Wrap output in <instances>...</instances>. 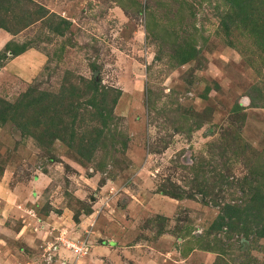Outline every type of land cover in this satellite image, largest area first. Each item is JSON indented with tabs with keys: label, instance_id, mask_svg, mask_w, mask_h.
I'll list each match as a JSON object with an SVG mask.
<instances>
[{
	"label": "rangeland",
	"instance_id": "1",
	"mask_svg": "<svg viewBox=\"0 0 264 264\" xmlns=\"http://www.w3.org/2000/svg\"><path fill=\"white\" fill-rule=\"evenodd\" d=\"M31 1L47 16L0 59L31 50L34 76L2 82L0 98L33 89L57 99L26 129L0 127V264H264L254 228L264 221V55L246 30L223 28L238 22L231 6ZM96 94L105 129L86 105ZM55 117L59 135L47 128ZM64 240L85 254L51 247Z\"/></svg>",
	"mask_w": 264,
	"mask_h": 264
},
{
	"label": "trees",
	"instance_id": "2",
	"mask_svg": "<svg viewBox=\"0 0 264 264\" xmlns=\"http://www.w3.org/2000/svg\"><path fill=\"white\" fill-rule=\"evenodd\" d=\"M223 1L231 6V8L234 10L235 18L238 19V22H232L231 18H227L226 21L221 23L223 28L227 30L229 25L230 27H233L235 29L246 30L249 35L255 38L256 48L260 49L264 55V0H258L260 1L258 4L256 0H223ZM12 2L21 5V7L18 8V10H16L15 12H13ZM30 6H34L31 0H0V30H3L12 36H15L19 34L21 31L35 24L36 22L45 19V17L48 14V11L46 9L40 6H35L34 7L35 10L32 11ZM9 19H14V20L12 22L9 21ZM7 47L8 45L5 46V49H7ZM24 51H26V49ZM24 51H22L21 53H23ZM21 53H18L17 55ZM188 55H189L188 58L192 56L191 54ZM188 58H185L183 61H185ZM86 89L88 91H93V92L97 91V87L93 86L92 83L87 84ZM71 90L72 87L69 91V95L70 97H73L74 93ZM96 95L97 97H95ZM96 95L91 97L88 100V102H86V105H89L92 109V112L90 113V115H92L91 121L97 124L99 123L101 126H103L102 128L105 129L107 125L106 124L107 105H106L105 97L103 95H98V94ZM60 97H62V94H60ZM98 97L100 99L97 101ZM118 98L119 95H116L113 98V100L111 101L112 106H114L117 103ZM51 99L55 100L57 99V97L51 96L48 93H42L38 91L36 92L33 89H28L26 92H24L19 102H16L14 104L8 103L0 98V127L6 121H16L22 123V129H26V125H28L27 118L30 119L33 116V119L35 120L37 119L42 120L43 118L46 117V113L50 111L48 102H51L50 101ZM72 104L71 105L73 106V111H75L78 108V104H74V103ZM61 106L62 104L59 103L57 105V108ZM24 119L25 122L23 123ZM51 120H52L51 122L48 121L47 128L51 127L54 131L57 132L56 134L59 135L60 133L57 127L61 124L60 119L58 117L57 118L55 117L52 118ZM64 127L68 129L66 125ZM46 133L41 135V139L49 140L50 136L53 137L49 133L47 134ZM101 134H102V129L99 130L100 137ZM71 135H73V133H71ZM96 140H98V138L97 139L95 138L93 141L91 140L90 144H92V142L94 144V142H97ZM82 141L78 140V145H81V147L90 145V144H83L81 143ZM79 152H80L79 156L84 157V160H86L87 162L92 159L93 156L92 150H85L84 148L82 149L80 148ZM231 209L232 208L229 206L226 207V211ZM243 214L245 213L241 211L240 212L241 218L240 219L237 217L235 218L236 221H240L241 224L247 222L246 220L243 221L241 220L242 216H244ZM223 216L224 219L225 218L228 219V222L229 220H231V218H228V216L225 215ZM254 228L256 229L255 235L259 238H264V221L259 220L254 226Z\"/></svg>",
	"mask_w": 264,
	"mask_h": 264
},
{
	"label": "crops",
	"instance_id": "3",
	"mask_svg": "<svg viewBox=\"0 0 264 264\" xmlns=\"http://www.w3.org/2000/svg\"><path fill=\"white\" fill-rule=\"evenodd\" d=\"M18 36H12L9 33L0 30V57L1 52L9 43L14 39H17ZM32 54L31 50L24 51L19 55H15L13 58L0 59V84L2 82H8L6 84H15L20 86L23 82H30L31 78L34 76L32 70L36 67V64H31L29 61L30 55ZM8 56H12L8 54ZM4 78H9L6 81H3ZM4 93L2 90V85H0V95ZM5 94V93H4Z\"/></svg>",
	"mask_w": 264,
	"mask_h": 264
},
{
	"label": "built area",
	"instance_id": "4",
	"mask_svg": "<svg viewBox=\"0 0 264 264\" xmlns=\"http://www.w3.org/2000/svg\"><path fill=\"white\" fill-rule=\"evenodd\" d=\"M55 251L65 250L69 252L73 257H81L86 252V245L83 242L78 241H68L64 240L59 244L56 242L51 246Z\"/></svg>",
	"mask_w": 264,
	"mask_h": 264
}]
</instances>
